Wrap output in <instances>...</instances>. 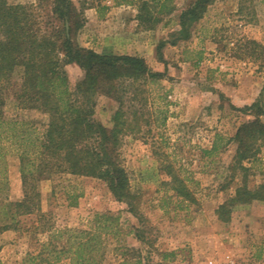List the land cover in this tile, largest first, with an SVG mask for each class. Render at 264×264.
I'll return each instance as SVG.
<instances>
[{"label": "rangeland", "instance_id": "obj_1", "mask_svg": "<svg viewBox=\"0 0 264 264\" xmlns=\"http://www.w3.org/2000/svg\"><path fill=\"white\" fill-rule=\"evenodd\" d=\"M72 1L83 12L84 27L76 35L81 46L100 54L124 55L125 49L111 48L112 39L121 43V37L130 36L122 47L138 51L134 47L144 42L147 64L164 73L156 83L130 82L125 96L126 109L138 112L139 125L123 136L121 155L140 200L139 216L128 212L126 204L118 202L99 179L61 176L42 180L39 190L44 216L20 217L15 230L0 231V264H31L30 255H36L49 239L50 232L44 229L86 228L95 214L104 213L118 217L122 231L120 242L108 241L112 258L115 253L111 250L125 245L154 264H264V202L236 206L226 222L216 213L242 181L240 172L231 177L236 145L226 142L253 118L241 109L255 103L264 91V62L252 58L244 48L248 40L264 45V0H216L192 27V37L176 46L167 44L162 58L157 55V45L174 38L180 29L179 15L190 0H173L177 11L164 16L153 33L137 19L139 4L146 0ZM9 2L33 5L39 15L46 13L38 8V0ZM43 20L40 16L42 28ZM200 56L201 62L195 65ZM66 70L72 87L84 76L78 66L68 65ZM117 107L116 101L99 96L96 119L112 127ZM5 111L7 117L34 121L40 129L47 121L40 112L18 109L12 95ZM127 117L133 118L131 114ZM261 119L264 122V116ZM216 135L224 137L222 147L216 155H204ZM4 163L7 187L0 191V207L3 201L14 202L23 196L17 158L10 154ZM168 165L186 183L190 179L197 204L182 208L173 191L163 185L170 179L165 172ZM245 165L250 187L264 184V146ZM1 217L0 209V225L4 222ZM165 252L175 255L165 261L161 256Z\"/></svg>", "mask_w": 264, "mask_h": 264}, {"label": "trees", "instance_id": "obj_2", "mask_svg": "<svg viewBox=\"0 0 264 264\" xmlns=\"http://www.w3.org/2000/svg\"><path fill=\"white\" fill-rule=\"evenodd\" d=\"M216 0H190L179 15V31L171 41H159L156 51L169 44L176 46L192 37V27L206 14ZM33 5L12 4L0 0V191L7 187L6 157L18 160L23 196L14 202L1 203L0 231L16 229L20 217L44 216L41 212L39 182L61 176L87 177L103 181L113 197L127 206V211L139 216L140 200L132 190L131 179L121 155L123 136L138 127V112L125 105L131 83H156L164 73L153 71L143 57L135 55L100 54L81 46L77 33L84 27L82 10L72 0H38ZM37 7V6H36ZM137 19L145 30H155L164 16L177 11L173 0H146L139 4ZM43 17V28L39 17ZM243 48V47H242ZM240 48V49H242ZM255 60L264 62V45L248 40L244 46ZM199 55L202 52L198 53ZM201 56L195 63L201 62ZM77 65L83 78L72 87L66 67ZM131 82V83H130ZM12 95L15 106L22 111H36L47 116L40 129L34 121L7 117L5 107ZM108 97L118 103L112 116V127L95 117L97 99ZM131 109V108H130ZM129 109V110H130ZM253 116L244 122L227 144L236 145L231 177L240 172L242 181L234 195L221 204L216 213L222 221L231 219L239 205L264 202V184L250 187L249 167L245 162L257 158L264 146V91L253 104L241 109ZM131 112V113H130ZM131 114L133 118L127 116ZM224 137L216 135L207 156L216 155ZM164 181L187 209L197 204L194 191L177 170L168 165ZM76 202V201H75ZM49 239L41 244L31 264H154L146 261L137 249L116 246L109 257V239L120 242L119 218L104 213L95 214L89 227L47 229ZM140 238V235L138 236ZM61 241V243H59ZM174 252L161 253L169 260Z\"/></svg>", "mask_w": 264, "mask_h": 264}, {"label": "crops", "instance_id": "obj_3", "mask_svg": "<svg viewBox=\"0 0 264 264\" xmlns=\"http://www.w3.org/2000/svg\"><path fill=\"white\" fill-rule=\"evenodd\" d=\"M108 4L109 5H111V2H108ZM136 21V20H135ZM138 23V22H137ZM138 26V25H137ZM141 31H144L143 29H140ZM147 32H151V33H153L154 32V30H148ZM131 37H133V36H131ZM130 38V36H128L127 38L125 37V39L123 38V37H121L119 40H122V42L121 43H119L117 40H116V42H115V40L114 39H112V41H114V45L113 46H111V48L113 47V49H115V50H121V48H123V49H125V50H123V52H121V54H124V55H135V56H140V57H143V58H145V54H144V52H143V50H144V48H143V45H144V42H142L141 44H142V46H139V44L138 45H136L134 48H138V49H135V50H138V51H133L132 52V50H131V46H129V47H122V43L124 42V41H126V42H130V40H128ZM115 44H118V45H120L121 47H119V46H116ZM133 49V48H132ZM151 52H154V46H152L151 47ZM113 53H116V51H114ZM72 65H74V64H72ZM70 66V65H69ZM75 66H77V65H75Z\"/></svg>", "mask_w": 264, "mask_h": 264}]
</instances>
